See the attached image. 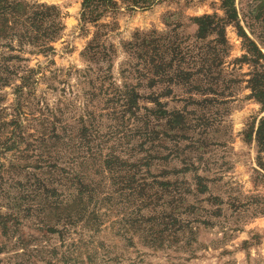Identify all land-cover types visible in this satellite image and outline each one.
Returning a JSON list of instances; mask_svg holds the SVG:
<instances>
[{"label": "rangeland", "instance_id": "obj_1", "mask_svg": "<svg viewBox=\"0 0 264 264\" xmlns=\"http://www.w3.org/2000/svg\"><path fill=\"white\" fill-rule=\"evenodd\" d=\"M17 1L54 7L63 26L59 38L52 45L54 52L49 56V63L41 55L29 54L32 49L28 47L18 54L11 53L27 60L22 63L24 66H45L42 73L46 80L41 79L34 89L36 100L40 101L38 108L47 105L49 109L71 110V115H64L69 124L83 116L87 109H93L96 116H101L95 123L99 131L115 135L107 141L108 146L113 142L123 144L126 141L115 140L120 139L132 121L126 124L113 121L110 104L106 106L102 98L98 100L89 95L95 79L94 71L99 65L87 59L84 50L93 42L95 35H99L98 45L111 48L110 62L102 68L109 71L115 87H122L124 82L136 84L134 80H125L126 73L135 63L133 50L130 51L128 44L154 34L159 40L163 39L160 44L175 41L182 49L189 48L197 54L214 37L197 42V27L193 19L204 15L224 17L219 0H156L147 8H130L126 0H113L115 8L103 13L95 23L81 21L83 0ZM263 5L264 0H235L236 24L264 55V47L260 43L262 24L257 18ZM236 24H225L226 55L222 65L213 69L217 74L214 84L211 86L205 82L207 88L203 89L212 87L213 92L197 93L188 87L172 86L171 93L164 96L163 85L153 88L154 92L162 94L159 99L167 111H178L188 120L187 128H182L184 137L178 144L180 157L176 158L172 142H160V139L155 143L159 155L166 157L170 154L165 161L155 163L151 174L157 181L170 184V188L161 195L158 191L157 197L165 203L154 201L141 212L148 218H157L161 213L166 217L154 222L161 232L155 246L146 243L138 229L124 228L122 231L123 222L137 209L138 203L124 209L122 205L115 204L117 201H106L98 211L102 215V224L97 232L96 226L79 223L69 228V235L62 244L56 234L43 237L40 232H34V218L29 222L24 220L23 231L33 232L38 238L36 243H30V247L37 245L45 246L47 251L56 250V258L41 256V259H34L35 264L59 261L62 253L72 249L73 245L74 250L66 253L67 264H264V154H259L255 142H250L247 137L253 122L262 117L264 111L249 98L246 88L249 66L237 61L245 49ZM184 68L189 67L184 65ZM141 82L144 86L145 80ZM16 84H19L18 80L0 85V110L4 111L6 120L11 115V104L15 98L13 86ZM138 91L142 96L140 108H151L149 100L143 97L151 90L138 87ZM33 113L39 115L37 111ZM143 113L142 109L139 115ZM22 125L28 128L26 122ZM152 125L158 126V133L165 128L164 122H153ZM0 161L4 162L5 158ZM182 161L193 166L185 172ZM196 176L206 187L202 194L195 192ZM146 178L147 182L153 181ZM105 181L104 192L108 194L112 189ZM184 192L189 194L184 195ZM0 206H3L0 208L3 213L8 211L1 201ZM12 243L13 240H9L6 249L1 251L0 264H17V260L11 257L19 247L12 248Z\"/></svg>", "mask_w": 264, "mask_h": 264}, {"label": "trees", "instance_id": "obj_2", "mask_svg": "<svg viewBox=\"0 0 264 264\" xmlns=\"http://www.w3.org/2000/svg\"><path fill=\"white\" fill-rule=\"evenodd\" d=\"M126 1L130 8H147L156 0ZM219 2L223 18L204 15L193 19L197 27V42L214 37L197 54L189 48L182 49L175 41L160 44L163 39L159 40L154 34L128 44L130 51L133 50L135 63L126 73L125 80L136 81L134 85L124 82L122 87L114 86L109 71L102 68L110 62L111 48L98 45L96 40L99 35H95L93 42L84 50L85 57L99 65L94 71L95 79L89 95L98 100L102 98L106 106L110 104L113 121L122 124L132 121L120 139L115 140L126 141L123 144L113 142L108 146L107 141L115 135L99 131L95 123L101 116H96L93 109H87L80 118H72L70 124L64 115H71V110L62 111L59 107L49 109L47 105L39 109L40 101L36 100L34 89L41 79L46 80L42 73L44 64L30 68L22 64L27 60L11 54H18L28 47L32 49L29 54L41 55L45 62H50L49 56L54 52L52 45L63 30L55 8L0 0V85L12 84L14 80L19 82L13 86L15 98L9 120L0 110V159L5 158L4 162L0 161V201L8 210L4 213L0 210V253L6 249L7 242L13 240L12 248L19 249L11 254V258L17 260V264H35L34 259H41V256L56 258L55 249L47 251L45 246L30 247V243H36L38 238L33 232L23 231L22 222L34 218V232H40L43 237L56 234L62 244L69 235V228L79 223L94 225L97 232L102 224V215L98 211L106 201H117L115 204L122 205L124 209L138 203L139 208L129 213L123 222L122 231L124 228L138 229L146 243L155 246L161 232H158L154 222L166 217L161 213L157 218H148L141 212L154 201L164 205L163 199L157 197L158 191L161 195L170 188L169 183L159 182L151 175L155 163L170 156L159 155L155 143L160 139V142H172L176 158L180 157L178 144L184 137L182 128H187L188 120L178 111H167L159 99L162 94L154 92L153 88L163 85L164 96L171 93L172 86L188 87L197 93L214 91L212 87L204 90L207 88L205 82L212 86L217 80L213 69L222 65L227 50L225 24H236L238 19L235 0ZM115 6L113 0H83L81 21L95 23ZM257 18L262 24L260 43L264 47V5L258 10ZM236 26L245 49L237 61L250 68L246 80L249 98L264 111V55L241 26ZM184 65L189 68H184ZM195 67H198L197 70H193ZM142 79L145 80L144 86ZM138 87L151 90L143 96L149 100L151 108H140L142 96ZM142 109L145 113L139 115ZM34 111L39 115L36 116ZM23 122L28 124V128L22 125ZM153 122H164L165 128L158 133L157 125L150 126ZM250 128L248 139L255 142L259 154H264V115L256 119ZM186 161H182L185 172L193 166ZM146 177L153 181L147 182ZM105 180L112 189L108 194L104 192ZM194 181L195 192L202 194L206 189L202 179L196 176ZM154 186L158 188L157 192ZM185 188L187 191L188 185ZM0 208L3 209V206ZM70 248L62 253L59 261L48 260L45 264H67L66 253L74 250V245Z\"/></svg>", "mask_w": 264, "mask_h": 264}]
</instances>
